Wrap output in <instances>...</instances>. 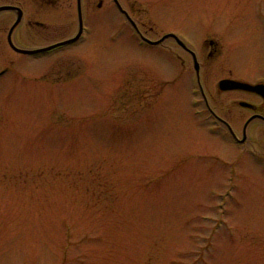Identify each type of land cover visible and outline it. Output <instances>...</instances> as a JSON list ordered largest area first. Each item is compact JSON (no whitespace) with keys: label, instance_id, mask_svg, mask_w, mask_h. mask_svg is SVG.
Masks as SVG:
<instances>
[{"label":"rangeland","instance_id":"1","mask_svg":"<svg viewBox=\"0 0 264 264\" xmlns=\"http://www.w3.org/2000/svg\"><path fill=\"white\" fill-rule=\"evenodd\" d=\"M253 2L124 3L148 36L177 21L196 47L218 35L247 73L264 69ZM134 30L104 55L92 40L74 49L68 67L0 58V264H264V123L239 143L189 83L193 69L167 85L174 70L149 69L163 63ZM207 91L241 137L237 96Z\"/></svg>","mask_w":264,"mask_h":264},{"label":"flooded vegetation","instance_id":"2","mask_svg":"<svg viewBox=\"0 0 264 264\" xmlns=\"http://www.w3.org/2000/svg\"><path fill=\"white\" fill-rule=\"evenodd\" d=\"M124 2L125 0H0V58L7 59L8 63L4 68H13L17 58L45 59L50 60L48 64L65 63L62 66L68 67L78 61L73 58L74 49L89 44L91 40L104 55L109 52L112 40L117 38L120 41L127 24H130L135 29L130 38H135L139 46L151 48L155 52L154 60L165 64H157L149 69H173L175 78L167 85L180 77L176 74V69H193L189 83L200 91L205 107L235 140L245 144L251 125L264 123V94L244 88L225 90L221 88V81L231 79L264 85V69H253V72L247 73L245 70L251 69H236L234 53L227 49L223 57L225 45L218 35L203 34L199 47H196L189 38V29L184 27L186 22L182 26L178 24L180 21L170 22L167 24L169 28L161 36H148ZM114 9L120 16L118 24L121 28L110 37V16ZM253 9L254 17L264 26V0H254ZM168 41L171 46L165 45ZM175 44L184 51L183 54L174 52ZM227 60L231 62L230 69L222 66L227 64ZM210 89H215L217 96L227 93L237 96L232 97L233 103L229 104L228 109L235 112L234 107L239 105L244 109L242 115L247 114L241 137L239 131L215 110L207 91Z\"/></svg>","mask_w":264,"mask_h":264},{"label":"water","instance_id":"3","mask_svg":"<svg viewBox=\"0 0 264 264\" xmlns=\"http://www.w3.org/2000/svg\"><path fill=\"white\" fill-rule=\"evenodd\" d=\"M196 64H197V61H196ZM221 87L223 89L242 87L248 90H252V91H256L258 93L264 94V85H261V84H250L247 82L226 79L221 82Z\"/></svg>","mask_w":264,"mask_h":264}]
</instances>
